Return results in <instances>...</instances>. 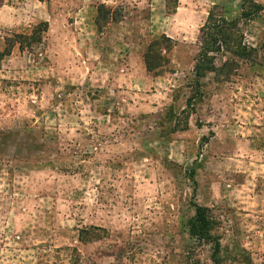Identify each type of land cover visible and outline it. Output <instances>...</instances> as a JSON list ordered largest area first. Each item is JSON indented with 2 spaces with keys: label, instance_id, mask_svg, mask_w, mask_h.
Returning a JSON list of instances; mask_svg holds the SVG:
<instances>
[{
  "label": "rangeland",
  "instance_id": "1",
  "mask_svg": "<svg viewBox=\"0 0 264 264\" xmlns=\"http://www.w3.org/2000/svg\"><path fill=\"white\" fill-rule=\"evenodd\" d=\"M244 2L257 61L192 112L199 29ZM194 205L222 264H264V0H0V264H212Z\"/></svg>",
  "mask_w": 264,
  "mask_h": 264
},
{
  "label": "trees",
  "instance_id": "2",
  "mask_svg": "<svg viewBox=\"0 0 264 264\" xmlns=\"http://www.w3.org/2000/svg\"><path fill=\"white\" fill-rule=\"evenodd\" d=\"M258 6L245 2L240 9L239 17L229 19L223 12L210 11L205 23L199 29V50L195 58L192 70L194 87H191V95L187 99V107L193 112L196 101H201V79L206 74L214 75L217 83L230 79L233 70L239 66L237 60L244 64L253 65L259 56L258 50L248 47L243 43V26L247 21L255 20ZM40 38H37L36 42ZM165 39L169 44H162ZM152 42L144 56V64L147 72L157 74L168 64L167 54L170 52L172 42L168 38ZM217 60H221L217 64ZM224 73V74H223ZM186 114V111L182 112ZM188 117H186L187 119ZM194 215L189 220V234L195 237L198 243L208 244L212 248L210 261L212 264H222L220 258L219 240L212 234L214 223L208 216V209L194 205Z\"/></svg>",
  "mask_w": 264,
  "mask_h": 264
}]
</instances>
